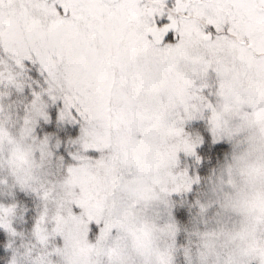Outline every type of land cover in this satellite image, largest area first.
Returning a JSON list of instances; mask_svg holds the SVG:
<instances>
[{
    "label": "snow or ice",
    "instance_id": "snow-or-ice-1",
    "mask_svg": "<svg viewBox=\"0 0 264 264\" xmlns=\"http://www.w3.org/2000/svg\"><path fill=\"white\" fill-rule=\"evenodd\" d=\"M0 264H264V0H0Z\"/></svg>",
    "mask_w": 264,
    "mask_h": 264
}]
</instances>
